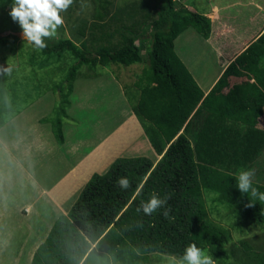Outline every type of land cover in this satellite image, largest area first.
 I'll return each instance as SVG.
<instances>
[{
    "label": "trees",
    "instance_id": "obj_1",
    "mask_svg": "<svg viewBox=\"0 0 264 264\" xmlns=\"http://www.w3.org/2000/svg\"><path fill=\"white\" fill-rule=\"evenodd\" d=\"M92 1L96 11L110 4L109 0ZM153 1V15L146 12L137 31L114 25L112 32L99 36L97 45L90 42L88 49L61 38L38 51L45 58L69 54L75 59L58 83L39 84L42 91L52 87L57 94L52 114L41 121L52 123L55 139L61 143L73 81L78 76L100 75L81 74L80 67L128 66L142 62L145 49L148 64L134 81L137 90L127 92L130 87L126 88L124 95L160 157L155 163L147 155L116 157L104 173H93L67 213L53 221L30 264H79L91 242L96 243L103 264H154L163 254L179 259L191 243L207 250L217 263L235 262L236 249L228 246L231 232L210 217L211 202L222 204L224 213L214 208L222 216L236 215L264 227V202L236 187L239 172L256 167L254 176L259 177L253 187L264 192L259 162L261 156L264 162V28L257 30L206 93L175 52L174 39L188 27L208 39L211 19L186 4L176 6L175 0ZM0 5L11 8L12 0H0ZM115 34L119 40L112 45L109 37ZM0 38L1 45L19 39L12 33ZM5 106L0 97V114L8 112L10 118L20 111ZM6 118L0 117V126ZM120 177L129 179L127 190L117 185ZM141 183L143 189L137 195ZM152 194L168 197L167 217L164 209L151 215L137 211ZM240 244L244 250L251 248L246 240ZM242 255L248 259L245 264H264V252Z\"/></svg>",
    "mask_w": 264,
    "mask_h": 264
},
{
    "label": "rangeland",
    "instance_id": "obj_2",
    "mask_svg": "<svg viewBox=\"0 0 264 264\" xmlns=\"http://www.w3.org/2000/svg\"><path fill=\"white\" fill-rule=\"evenodd\" d=\"M109 3L107 7L96 11V4L92 0H73L67 11L61 13L64 24L57 29V35L45 38V43L55 44L61 38H68L82 49H88L86 46H91L90 42L97 45L99 36L112 32L114 25H118L119 29H141L145 22L143 15L148 11L153 15L155 10L153 0H109ZM181 4H186L192 11L202 14L213 15L212 6L217 9V20L213 19L214 32L211 38L218 44V57L221 60L228 57L226 51L233 54L244 47L264 25V0H175L176 6ZM10 11L9 5H0V36L9 31H22L18 22L10 17ZM222 29L225 31L222 32ZM18 38L13 44H0V66L10 65L13 69L10 76L0 75V97L2 101L5 99V107L21 110V119L19 115L9 118L8 112L0 114L1 118L7 117L0 126V247L1 251L5 249V255L0 254V264H30L35 246L44 240L53 221L60 214L67 213L82 188L61 193L64 197L57 196L59 192L52 193L48 190H61V185L66 181L62 182L58 178L59 174L52 171L59 152V142L55 139L52 123L41 121L52 114V109L57 103V94L52 87L47 89L48 91H42L39 85L58 83L67 67L75 63V59L69 54L59 59L56 56L41 57L38 50L28 44L22 35ZM109 40L111 44L116 43L119 35L110 36ZM234 44L235 46H232ZM184 45L185 40L181 35L177 47ZM141 54L144 56L142 62L128 66L111 63L107 66L97 65L95 68H88L86 65L80 67L81 74L100 75L78 76L73 81L71 105L67 108V117L61 124L63 139L69 136L71 142H75L79 139L76 136L81 133L92 138L98 130V127L95 131L93 129L97 124L102 126L101 133L104 134L109 126L110 129L116 126L119 136L120 85L123 93L129 87L127 92L137 90L134 81L141 74L142 68L148 64L145 49H142ZM236 79H233L231 84ZM210 81L203 82L207 85ZM40 100H44L45 104L42 105ZM94 118L98 120L97 124ZM24 123L28 125L27 128ZM261 124L264 125V115ZM141 141L143 142L142 139ZM149 147L146 143L138 153L156 158L157 155ZM48 159L52 167L46 171L44 165ZM260 160V170L264 172L262 156L259 162ZM253 170L256 173L257 168ZM78 171L79 169H76V173ZM258 177L254 176L253 180ZM55 201L57 205L54 204ZM208 208L210 217L230 230L231 240L228 246L233 245L236 249L235 262L224 260L216 264H245L248 259L242 253L254 255L264 252V227L236 215H220L216 210L224 213L222 204L211 202ZM242 240H246L251 248L244 250L240 244ZM204 251L209 255L207 250ZM9 254L11 255L8 256ZM171 257L175 256L163 254L154 264H169ZM95 259L96 264H103L96 243L91 242L79 264H92Z\"/></svg>",
    "mask_w": 264,
    "mask_h": 264
},
{
    "label": "crops",
    "instance_id": "obj_3",
    "mask_svg": "<svg viewBox=\"0 0 264 264\" xmlns=\"http://www.w3.org/2000/svg\"><path fill=\"white\" fill-rule=\"evenodd\" d=\"M213 15L206 13L208 17L211 18L212 23L214 17L217 18V9L212 6ZM216 15V16H215ZM227 28V27H226ZM264 28V25L261 27V30ZM260 30V31H261ZM222 32L225 29L221 30ZM214 32V27L212 26V34ZM211 34V36H212ZM183 35L185 40V45L177 47V42L179 37ZM211 36L206 39L200 35L194 28L188 27L183 30L175 39H174V50L181 59V61L186 65L189 71L192 73L199 86L203 91H207L214 84L216 79L220 76L223 69L226 65L238 54L240 53L246 45L233 54H230L228 51V57L224 60H221L218 57V44L211 38ZM256 36V35H255ZM255 36H253L255 38ZM252 37V38H253ZM215 43V44H214ZM208 46V47H207ZM235 46V45H232ZM232 49V48H231ZM230 49V50H231ZM225 52V50H224ZM211 80L207 85L203 81ZM120 85V84H119ZM122 86L120 85L119 89V136L117 135V127L110 129L111 126L106 129V134L101 133V127L97 124V119L94 118L96 126L93 128L94 131L98 127V130L95 131V135L91 138L86 134H79L76 137H79L77 141L71 142V137H66L63 139V142L58 143L59 152L57 153L58 158L52 169L53 173L56 172L59 174V177L62 182L66 181L61 185V190L55 188H49L48 190L52 193H61L69 192L73 189L81 188L85 182L89 179L93 172L102 173L116 157H135L142 156L143 153H138L139 149L145 147V144H149V148L154 152L151 144L145 135L137 117L133 113L127 99L122 92ZM74 91V90H73ZM73 92L70 97H72ZM49 95V94H45ZM50 96V95H49ZM41 104L44 105V100H40ZM33 105H31L32 107ZM19 115L21 119V114L18 113L14 117ZM18 119V118H16ZM25 124V123H24ZM26 128L28 125H26ZM116 130V131H115ZM47 131V130H46ZM115 138H114V137ZM88 137V138H87ZM67 139V140H66ZM143 140V142L141 141ZM69 141V142H68ZM1 142V137H0ZM155 153V152H154ZM56 154V153H54ZM156 154V153H155ZM157 155V154H156ZM149 156V155H148ZM82 159H81V158ZM159 155L153 160H158ZM47 164L44 165L45 170L47 171L52 167L50 159L47 160ZM55 161V160H54ZM76 169H79L76 173ZM57 170V171H56ZM61 182V183H62ZM48 197V194H46ZM64 197V195H61ZM50 199L52 197H49ZM56 204V201L54 202ZM57 205V204H56ZM67 209V208H66ZM38 245V244H37ZM35 246V248L37 247ZM4 249V248H3ZM5 249L1 251L0 254H4ZM33 254V253H32ZM9 254L8 256H10ZM32 257V255H31Z\"/></svg>",
    "mask_w": 264,
    "mask_h": 264
},
{
    "label": "clouds",
    "instance_id": "obj_4",
    "mask_svg": "<svg viewBox=\"0 0 264 264\" xmlns=\"http://www.w3.org/2000/svg\"><path fill=\"white\" fill-rule=\"evenodd\" d=\"M72 4L73 0H12L9 15L13 21L18 22L20 25L25 41L39 51L47 47L45 38H53L57 35V29L64 24L61 13L67 11ZM12 71L13 69L10 65L6 67L0 66V75L10 76ZM254 175V170H241L236 177V187L241 193L247 194L250 191L252 197L264 202V192H260L257 188L253 187ZM117 185L123 190H127L131 186L127 177H120L117 180ZM142 189L143 183L138 185L136 194L139 195ZM167 199L168 197L162 199L156 194H152L147 202H141L137 211H142L145 215H151L158 209H164L163 215L167 217L170 211V209L165 208ZM249 206H252L251 202ZM169 264H216V261L212 256L206 255L205 251L195 243H191L186 246L183 255L179 259L171 257Z\"/></svg>",
    "mask_w": 264,
    "mask_h": 264
},
{
    "label": "water",
    "instance_id": "obj_5",
    "mask_svg": "<svg viewBox=\"0 0 264 264\" xmlns=\"http://www.w3.org/2000/svg\"><path fill=\"white\" fill-rule=\"evenodd\" d=\"M7 33H12V34H14V35H16V36H18V37H20V35H22V37H23V33H22V31H9V32H7Z\"/></svg>",
    "mask_w": 264,
    "mask_h": 264
},
{
    "label": "bare ground",
    "instance_id": "obj_6",
    "mask_svg": "<svg viewBox=\"0 0 264 264\" xmlns=\"http://www.w3.org/2000/svg\"><path fill=\"white\" fill-rule=\"evenodd\" d=\"M208 47V46H207ZM114 128V127H113Z\"/></svg>",
    "mask_w": 264,
    "mask_h": 264
}]
</instances>
